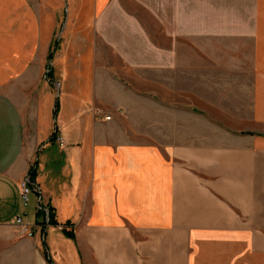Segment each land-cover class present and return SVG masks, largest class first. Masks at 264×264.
I'll list each match as a JSON object with an SVG mask.
<instances>
[{"label":"crops","instance_id":"1","mask_svg":"<svg viewBox=\"0 0 264 264\" xmlns=\"http://www.w3.org/2000/svg\"><path fill=\"white\" fill-rule=\"evenodd\" d=\"M16 216L35 264H264V0H0V264Z\"/></svg>","mask_w":264,"mask_h":264},{"label":"built area","instance_id":"2","mask_svg":"<svg viewBox=\"0 0 264 264\" xmlns=\"http://www.w3.org/2000/svg\"><path fill=\"white\" fill-rule=\"evenodd\" d=\"M109 116L108 115H103V119H108ZM59 141V144L61 143L60 139L57 137L56 138ZM33 190L35 192H38L37 187L33 184L32 186ZM29 190H31V188L29 187V178L28 175L24 176L21 181L19 182V191H20V198H21V202L22 205H25L26 202V198H27V194L29 193ZM38 209H40L41 211V222L44 224H48V218H47V207L41 208L38 207ZM16 226H18L19 228V232L27 237H32L34 234V230L32 228H30V226L26 223H24L21 219L20 216H16L15 220H14ZM57 229L59 230H63L64 227L62 225H57L56 226Z\"/></svg>","mask_w":264,"mask_h":264},{"label":"rangeland","instance_id":"3","mask_svg":"<svg viewBox=\"0 0 264 264\" xmlns=\"http://www.w3.org/2000/svg\"><path fill=\"white\" fill-rule=\"evenodd\" d=\"M64 12V10L61 12V14ZM64 17L65 16H63V15H61L60 17H59V20H58V23L60 24V27H61V25H62V20L64 21ZM55 38H56V41H57V36H55ZM52 46H53V43H52ZM38 193V192H37ZM27 200H26V202H25V205L23 206L24 208H26V207H28L29 206V202H28V199L30 198V194L28 193L27 195ZM22 203V202H21ZM34 235V234H33ZM43 238V234H40V238ZM25 239H26V244H25V264H35L34 263V260H33V257H32V251H33V246H32V244H31V242H30V240H31V238L30 237H27V236H25Z\"/></svg>","mask_w":264,"mask_h":264},{"label":"trees","instance_id":"4","mask_svg":"<svg viewBox=\"0 0 264 264\" xmlns=\"http://www.w3.org/2000/svg\"><path fill=\"white\" fill-rule=\"evenodd\" d=\"M52 43H53V46H52V48H50V50H49L48 53H47V59H50V58H51V55H52V49H54L56 41H53ZM56 110H57V102L55 101V103H54V107H53V110H52V116H53V117L55 116ZM33 173H34V169H33V167L30 166V168H29V170H28V172H27V175H28L29 180H30L31 177L33 176ZM37 212L40 213V212H41L40 209H37ZM47 218H48V221H47L48 224H53V223H55L54 220H53V219L51 218V216H50L49 209H47ZM61 231H62V232L64 233V235H66L67 237H72V234H71L70 231H66V230H64V229L61 230ZM49 261H50V260L47 259V262H49Z\"/></svg>","mask_w":264,"mask_h":264}]
</instances>
